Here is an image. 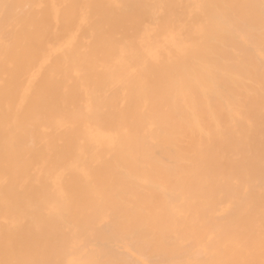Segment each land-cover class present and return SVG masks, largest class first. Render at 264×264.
I'll return each instance as SVG.
<instances>
[{"label": "bare ground", "instance_id": "obj_1", "mask_svg": "<svg viewBox=\"0 0 264 264\" xmlns=\"http://www.w3.org/2000/svg\"><path fill=\"white\" fill-rule=\"evenodd\" d=\"M0 264H264V0H0Z\"/></svg>", "mask_w": 264, "mask_h": 264}]
</instances>
